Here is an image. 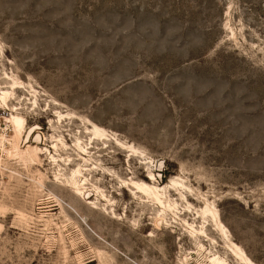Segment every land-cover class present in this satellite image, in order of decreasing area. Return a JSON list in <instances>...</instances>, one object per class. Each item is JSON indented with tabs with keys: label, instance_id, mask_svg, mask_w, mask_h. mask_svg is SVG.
I'll return each instance as SVG.
<instances>
[{
	"label": "rangeland",
	"instance_id": "rangeland-1",
	"mask_svg": "<svg viewBox=\"0 0 264 264\" xmlns=\"http://www.w3.org/2000/svg\"><path fill=\"white\" fill-rule=\"evenodd\" d=\"M12 78L0 264H240L230 242L264 264V0H0V90ZM92 124L119 154L92 150L112 176L86 171L74 195L71 151L58 145V167L34 146L87 141ZM129 179L164 187L170 208L133 196ZM206 203L227 237L210 218L190 235Z\"/></svg>",
	"mask_w": 264,
	"mask_h": 264
},
{
	"label": "bare ground",
	"instance_id": "bare-ground-1",
	"mask_svg": "<svg viewBox=\"0 0 264 264\" xmlns=\"http://www.w3.org/2000/svg\"><path fill=\"white\" fill-rule=\"evenodd\" d=\"M21 82H19L17 79L12 78L11 84L8 89H2L0 90V106L4 105L7 108V103L6 101L12 94V90L21 87L18 86L20 85ZM13 95V94H12ZM17 108L15 106H11V113L9 117L7 118V121L10 123L12 127V132H13V139L11 141V145L15 151V155L19 156L20 158L23 159V161H26V151H20L18 149V142L21 139H27L28 135H26L27 130H26V121L23 116H20L16 112ZM60 116V114H58ZM60 118V117H59ZM86 133H88V140L83 141L79 136L75 137V141L73 145H70L67 143V141L62 137V136H54L53 141L54 143L50 146L44 147V148H38L37 146L35 147V151L38 153H43L47 152L48 157L52 163H54L56 166L59 167L58 165V157L59 154H57L58 150L57 147L60 144L59 147L65 150H70L71 154L74 155L75 157L72 158L70 155L67 156V161L68 164L74 163V161H77L75 163L76 168L72 169L69 175V181L67 186L70 187V191L72 194H83L84 190L86 189L87 181L88 178L85 176V172L88 171L89 173L95 172V173H102L104 175H110L112 176L107 170H105L102 167V160L99 158H95L92 156L91 151L96 149V151L93 152H101L104 153L102 155H98V157L102 158L103 156H110L109 160H112V158L115 155H118L119 153H115V151L111 150L110 147V141L111 138L106 132L101 129L100 127L96 126L95 124H92V129L88 130L85 128ZM30 133V131L28 132ZM37 139V138H36ZM39 139V138H38ZM37 141V140H36ZM116 145L125 148L123 144L120 142L116 141ZM52 149V151L49 150ZM129 148V147H128ZM127 149V148H125ZM130 150L127 149V151H132L133 153L135 152V149H133L131 146L129 148ZM134 154V155H135ZM32 160V159H31ZM131 160V157L128 158L127 163L129 164V161ZM58 170V175H62ZM148 179L152 180L155 182L156 178L155 175L152 172H148V176H146ZM124 184H126L130 189L132 190L133 196L137 197L138 194H142L147 199H150L152 201L157 202L163 212L166 208H170V205L167 203L165 205V202L161 199L164 194L161 192L164 187L157 188L155 184H149L141 181H133L132 179H129L128 181H123ZM172 183L175 185L176 182L173 180ZM125 185V186H126ZM124 186V185H123ZM97 190V189H95ZM102 197H104L103 194H100ZM199 215L203 219L200 229L197 230L195 226L191 223H187L189 226V233L191 236L196 237V236H201V234H204V224L208 221L210 218L216 226L219 228L221 233L227 237V228L222 224V222L219 219V214L217 209H215L213 206L210 207L208 203L205 204L204 207H202L198 211ZM163 218L162 216L157 217L155 220L154 224L157 227L159 222L162 221ZM207 224V223H206ZM201 247V246H200ZM230 251L231 253L239 260L240 264H254L248 256L245 254L244 250L238 245L233 242H230ZM202 248V247H201ZM209 261L211 262H217L221 263L222 260L218 258L216 255H212L209 258Z\"/></svg>",
	"mask_w": 264,
	"mask_h": 264
},
{
	"label": "built area",
	"instance_id": "built-area-1",
	"mask_svg": "<svg viewBox=\"0 0 264 264\" xmlns=\"http://www.w3.org/2000/svg\"><path fill=\"white\" fill-rule=\"evenodd\" d=\"M5 136H6V130H4V128L1 127V121H0V151L4 147V141L6 140Z\"/></svg>",
	"mask_w": 264,
	"mask_h": 264
},
{
	"label": "water",
	"instance_id": "water-1",
	"mask_svg": "<svg viewBox=\"0 0 264 264\" xmlns=\"http://www.w3.org/2000/svg\"><path fill=\"white\" fill-rule=\"evenodd\" d=\"M158 167L160 168V166L158 165Z\"/></svg>",
	"mask_w": 264,
	"mask_h": 264
}]
</instances>
